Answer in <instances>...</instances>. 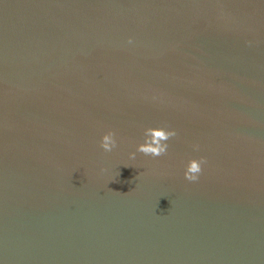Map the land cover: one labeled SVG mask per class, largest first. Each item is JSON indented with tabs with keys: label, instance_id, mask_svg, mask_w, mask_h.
<instances>
[{
	"label": "water",
	"instance_id": "1",
	"mask_svg": "<svg viewBox=\"0 0 264 264\" xmlns=\"http://www.w3.org/2000/svg\"><path fill=\"white\" fill-rule=\"evenodd\" d=\"M0 264H264V0H0Z\"/></svg>",
	"mask_w": 264,
	"mask_h": 264
},
{
	"label": "clouds",
	"instance_id": "2",
	"mask_svg": "<svg viewBox=\"0 0 264 264\" xmlns=\"http://www.w3.org/2000/svg\"><path fill=\"white\" fill-rule=\"evenodd\" d=\"M128 43H133L131 37L128 39ZM176 135V130L172 128L145 127L143 129V141L136 145V150L129 153V156L134 159L137 152H140L154 158L160 157L167 153L169 148L168 141ZM117 143V134L112 130H108L103 133L99 146L104 152H111L116 148ZM205 164L206 160L204 157L190 159L184 168L185 179L191 182L198 181Z\"/></svg>",
	"mask_w": 264,
	"mask_h": 264
}]
</instances>
